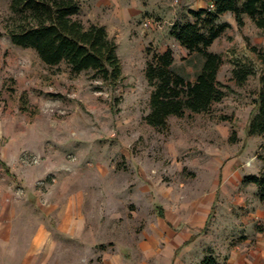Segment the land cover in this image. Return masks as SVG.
I'll return each instance as SVG.
<instances>
[{"label":"rangeland","instance_id":"374dc122","mask_svg":"<svg viewBox=\"0 0 264 264\" xmlns=\"http://www.w3.org/2000/svg\"><path fill=\"white\" fill-rule=\"evenodd\" d=\"M78 1L75 18L104 26L117 44V86L91 71L48 67L14 46L6 34L9 0H0V163L11 173L0 165V264H99L77 238H60L49 256L29 254L31 227L68 225L59 209L75 214L77 227H195L221 255L251 235L243 227H264L256 188L243 184L263 165L261 139L246 129L264 72V30L246 17L241 28L234 21L209 48L222 57L217 80L229 87L226 96L207 113L170 117L158 130L144 120L146 60L170 49L176 72L194 81L199 60L169 31L198 0ZM236 67L252 71L242 86Z\"/></svg>","mask_w":264,"mask_h":264},{"label":"trees","instance_id":"16d2710c","mask_svg":"<svg viewBox=\"0 0 264 264\" xmlns=\"http://www.w3.org/2000/svg\"><path fill=\"white\" fill-rule=\"evenodd\" d=\"M211 4L213 9L188 11L186 22L176 20L169 31V36L181 48L198 58L194 81L176 72L170 49L154 53L146 60L144 76L151 94L150 111L144 120L154 129H166L170 117H183L186 112L207 113L230 90L217 80L222 57L209 51L231 28L227 22L219 23L223 15L232 14L239 28L243 27L246 17L257 29L264 30V0H211ZM9 10L6 34L14 46L33 50L48 67L65 64L73 75L91 71L92 79L112 87L122 82L117 44L104 26H85L75 18L81 11L78 0H9ZM232 74L237 85L242 86L252 71L236 67ZM246 133L261 139L258 157L263 165L258 174L245 176L243 184L253 185L258 200L264 205V72L259 77ZM236 140L234 134L231 141ZM0 165L11 175L4 163ZM199 264L221 263L207 250Z\"/></svg>","mask_w":264,"mask_h":264},{"label":"crops","instance_id":"0c3cea01","mask_svg":"<svg viewBox=\"0 0 264 264\" xmlns=\"http://www.w3.org/2000/svg\"><path fill=\"white\" fill-rule=\"evenodd\" d=\"M210 3L211 0H198L195 6L199 10L208 8ZM226 16L231 17L227 23L232 26L235 17L226 14L221 18ZM68 213L59 209L57 215L64 226L68 221L66 227H31L34 234L30 238L29 254L34 251L39 256L41 252L49 256L53 254L52 248L58 250L60 238L72 242L77 238L84 241L89 254L99 256V264H199L207 250L221 264H264V227H243L251 235L244 234L232 246L225 245L222 248L225 253L221 255L213 247L212 239L205 241V236L198 235L195 227H145L143 232L138 227H77L81 224L76 222L75 214L72 217Z\"/></svg>","mask_w":264,"mask_h":264},{"label":"built area","instance_id":"2783aa9c","mask_svg":"<svg viewBox=\"0 0 264 264\" xmlns=\"http://www.w3.org/2000/svg\"><path fill=\"white\" fill-rule=\"evenodd\" d=\"M209 8L210 9H213V5L211 3L209 4Z\"/></svg>","mask_w":264,"mask_h":264}]
</instances>
